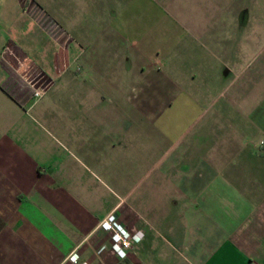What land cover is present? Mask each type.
Returning a JSON list of instances; mask_svg holds the SVG:
<instances>
[{"label":"crops","instance_id":"obj_1","mask_svg":"<svg viewBox=\"0 0 264 264\" xmlns=\"http://www.w3.org/2000/svg\"><path fill=\"white\" fill-rule=\"evenodd\" d=\"M263 70L264 0H0V264H264Z\"/></svg>","mask_w":264,"mask_h":264},{"label":"rangeland","instance_id":"obj_2","mask_svg":"<svg viewBox=\"0 0 264 264\" xmlns=\"http://www.w3.org/2000/svg\"><path fill=\"white\" fill-rule=\"evenodd\" d=\"M30 11L32 13H34V6H31V9ZM246 49V48H245ZM244 47L243 48H240L239 50V56L238 58H241V55L243 54L244 52ZM261 48L259 47H256V46H253V47H250V69L254 66L257 65V62L259 61L260 57H261ZM253 56V57H252ZM38 57V56H37ZM252 57V58H251ZM35 59V60H34ZM240 60V65L242 64L241 63V59ZM32 63V66H36L35 68L38 69L39 71H41L43 73L44 76L48 77L50 82L52 81L51 77L46 74L44 71H42L38 64L42 62V58L41 57H38V58H33L32 57V61H30ZM22 70V68H21ZM32 71H33V68L32 69H23L21 72H20V76L22 77H19V80L20 83L25 87V85L23 84V80H21L23 77L26 78V77H30L31 74H32ZM231 80V79H229ZM233 80L230 81V83H232ZM50 86V84H48ZM48 86V87H49ZM47 87V88H48ZM46 88V89H47ZM46 89L41 93V95L46 91ZM37 96V97H32L30 96V98L32 100H38V98L41 96ZM250 104V111L252 110V106H256V109L253 110V114H255V118H259L258 116H260V118L264 117V70L261 71L260 73H258L255 78H253L250 82V93L245 90L244 92H241L238 96H236L235 99H233V103H232V108H233V112H237V113H241L243 112V110L247 109L248 105ZM258 107H260V109L257 108V105ZM229 111H230V107H228ZM28 112L36 118V115L33 114L32 110H28ZM231 113V111H230ZM258 115V116H256ZM232 118L234 119H237L239 118L236 115L232 116ZM260 138V136L255 133L253 131V128L250 130V146L252 145H257V149H261L262 146H263V143L262 141L258 143V139ZM261 151V150H260ZM259 164V163H258ZM257 164V165H258ZM260 166H264V163L263 162H260Z\"/></svg>","mask_w":264,"mask_h":264},{"label":"built area","instance_id":"obj_3","mask_svg":"<svg viewBox=\"0 0 264 264\" xmlns=\"http://www.w3.org/2000/svg\"><path fill=\"white\" fill-rule=\"evenodd\" d=\"M21 80H23V84L28 90V95L32 97L41 95L50 82L49 78L44 76L43 73L37 69H33L29 78L23 77ZM111 238L114 243L120 245L123 248L127 247L129 242L127 232L119 226H114L113 232L111 233Z\"/></svg>","mask_w":264,"mask_h":264}]
</instances>
